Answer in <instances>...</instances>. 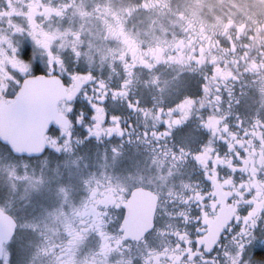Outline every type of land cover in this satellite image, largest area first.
<instances>
[{
    "label": "snow or ice",
    "instance_id": "obj_1",
    "mask_svg": "<svg viewBox=\"0 0 264 264\" xmlns=\"http://www.w3.org/2000/svg\"><path fill=\"white\" fill-rule=\"evenodd\" d=\"M141 9L164 11V0H137L135 3L131 0L126 3L93 0L91 5L87 0H24L19 8L15 7L13 0H3L0 3V22L6 23L14 34L27 31L34 44L46 57L41 65L35 49L29 51L25 44L14 42L7 34H0V53H3L0 56V139L10 146V151L5 153L9 158L26 150L18 134L24 132L29 122L40 112L43 104L41 100L28 94L29 80L35 76L57 73L58 64H64L67 70L59 45L69 49L77 60L87 52V49L81 50L87 32L85 18L95 17L102 20L103 38L105 40L115 38L121 42L119 49L109 48L106 53L99 48L95 50L100 52L101 60L118 51L119 58L124 61L122 67L126 75L115 86H111L109 81L104 78L97 79L91 71L60 73L55 78L61 83L64 80L71 81L57 100V107L63 116L57 117V123L52 124L48 123L50 116H44L38 126L41 138L49 130H55L58 132L56 139H60L64 134L60 131L61 127L66 128L69 122L73 124L84 122L85 109L77 110L74 107L77 95L85 97L91 105L90 113L87 112L89 123L85 124L90 135L95 134L99 137L101 133H106L111 136L113 132L121 137L124 135L119 114L109 112L105 100L109 96L113 99L127 96L125 101L128 107L144 113L145 119L151 120V125L145 123L144 131L140 135L148 137L150 128L151 136L157 140L174 137L171 147L165 144L162 154L151 158L156 163L147 165L150 169H159L156 179L149 176L147 181L140 178L131 181L130 184L126 179L116 181L108 179L107 182L102 180L98 182L97 187H91L83 204L74 208L71 213L63 208L59 211L52 210L50 215L58 224L54 229L58 244L45 243L50 238H42L41 232L38 231L40 220L46 218L43 214L25 212L17 217L6 215L5 211L0 209V264H23L24 257L39 259L50 254L56 257V264H93V261L87 259V253L83 258L77 259L87 242L85 235L87 229L94 230L95 250L103 254L106 264L113 256H120L121 264H221L218 255L224 257L223 264H252L249 248L256 239L258 226L262 228L261 238L264 239V225L260 224V217L264 216V117L259 115V110L257 115L248 118L237 111L234 113L237 117L235 123L238 128H243V132L233 130L227 122L229 113L221 110L223 95L219 91V85L223 82L231 106L234 89L227 81L229 78L238 81L241 75L233 71L227 57H224L221 63L220 58L212 51L213 47L219 45V41L212 40L201 25L202 42L199 54L192 44L191 35L187 41L184 37L173 36L169 39L164 35H155L153 42L147 47H141L139 37L128 31L125 25L127 17ZM16 16L23 18L21 23L15 22ZM177 16L179 19L173 21L174 23H182L185 30H196L191 17L185 16L182 12L177 13ZM64 17L69 18V24L63 27H45V20L53 18L62 20ZM220 23L230 41V49L224 47V52L230 50L236 53L237 45L230 32L233 21L229 18ZM235 27L239 36V29L242 26ZM161 28L163 31V26ZM205 38L208 43L203 42ZM5 42L9 47L3 46ZM87 43L89 47H95L91 39ZM241 47L247 49L248 45L242 44ZM128 53H131V60L127 59ZM87 54L91 64L94 57L91 52ZM247 56V51L238 56L233 55L232 63L238 65L243 59L246 64L244 72H260L264 76V59L257 63L255 59H247ZM137 62L148 71L153 88L159 85L161 99L151 107L140 106L139 96L134 100L129 95V85ZM160 62H175L181 66L190 65L192 68L200 66V95L180 92L181 88H178L177 93L180 94L175 96L174 102L169 103L168 107H164L163 93L170 84L167 78L161 82L160 74H154ZM93 80L95 87L93 94H89L84 84ZM241 87L243 93V85ZM242 98L243 96L238 97L236 103H241ZM206 104L210 110L204 115L199 110L204 109ZM176 112L179 114L176 115ZM193 113L198 117L199 126L209 130L207 139L199 137L194 147L193 134L186 127ZM5 117L10 119L12 127L4 126ZM161 121L164 125L162 128ZM249 123L251 127L248 126ZM216 140L224 142L226 149L224 154L216 148ZM158 147L160 146L155 145L154 150ZM33 149L41 152L44 150L43 145L39 143L27 148L28 151ZM110 150L114 154L122 151L120 143L111 145ZM189 159L202 171L203 178L208 182L207 190L199 186V181L194 186L188 181L181 180L186 191L180 192L175 191L168 183L171 176L178 171L176 166L181 161L187 163ZM221 167L227 171L221 172ZM8 171L11 176L17 175L11 168ZM36 179L42 182L40 178ZM157 183L159 187L156 186ZM137 184L145 194L146 207L142 218L134 225H130L132 209L121 193L126 196ZM165 187L169 193L168 198L178 196L183 206H176L172 210L165 209L170 219L160 223L157 218L158 208L161 206L160 192ZM193 201H196L197 205L196 214L192 213ZM241 202L247 206L244 211L241 210ZM109 204L121 207L122 211L128 208L118 220L116 230H109V225L113 223V218L107 211ZM176 217H179V221L175 219ZM233 217L239 222V227L231 236L233 243L229 246L226 240L223 251L219 253L213 251L214 246L220 245L224 226L228 225L231 230ZM189 224L194 225L195 234ZM65 235L66 238L61 239ZM133 242L141 248L140 252L133 253ZM57 247L60 249L59 252L56 251ZM208 253L212 255L209 256ZM134 255L139 256V261L133 259Z\"/></svg>",
    "mask_w": 264,
    "mask_h": 264
},
{
    "label": "flooded vegetation",
    "instance_id": "obj_2",
    "mask_svg": "<svg viewBox=\"0 0 264 264\" xmlns=\"http://www.w3.org/2000/svg\"><path fill=\"white\" fill-rule=\"evenodd\" d=\"M178 0H164V11H150L141 9L131 16H128L125 25L126 29L134 34H136L140 41L141 47H147L150 42L154 41L155 35H164L171 39L173 36L184 37L187 41L189 36L192 37V44L196 49L197 54H199V47L201 41V25L203 26V31L211 36L212 40H218L219 45L212 48V51L220 58V62H223V58L227 57L230 66L234 72L241 75V79L238 81H233L231 78L228 79L227 83L234 89V95L231 98V106L228 96V91L224 88L223 82L219 85V91L223 95V100L221 102V110L229 113L227 116V122L230 124L233 130H238L243 132V128H238L235 123L237 117L234 115L235 112L239 111L245 118L257 115V110H259V115L264 117V76L260 72H244L246 66L245 60L241 59L239 64L232 63L233 55L238 56L240 53L247 51V59H255L259 63L264 59V0H206L204 6L206 7L204 11L193 12L191 9H178L176 10V2ZM3 0H0L2 3ZM24 0H13V4L16 8H19ZM89 5L93 0H87ZM115 3L128 2V0H114ZM132 3L137 2V0H131ZM5 7H8L5 5ZM181 8L180 6H177ZM182 12L185 16L191 17L193 23L196 26V30L187 29L182 26V23H174L173 21L178 20L179 17L177 13ZM231 18L233 21V27L230 29L233 40L237 45L236 53L224 52V47H229L230 41L227 39L225 32L223 30V25L220 23L222 20H227ZM16 23H21L23 18L16 16L14 17ZM85 28L87 32L84 36V44L81 46V50L87 49V52L77 60L69 49L64 48L63 45H59L63 52L64 60L67 64V70H65L64 64L57 65V73H50L46 76H35V77H45L52 79L55 86L41 87V91L44 93V97L47 100H54L55 96L51 95L53 92L61 93L63 95V90L71 83L69 80H64L61 83L55 77L60 73H65L66 71L75 72H87L91 71L92 74L97 78H104L109 81L111 86H115L117 82L126 75L122 65L124 61L119 58L118 51L107 55L104 60L100 58V52L96 51L99 48L100 51L107 52L109 48L119 49L121 42L115 38H110L105 40L102 35V30L104 28L103 21L98 20L95 17L85 18ZM70 23L68 17H64L62 20L58 18H53L45 20V27L55 28L63 27ZM235 25H241L239 29V36H237V29ZM161 26H163V31ZM0 34H7L10 39L14 42H20L25 44L29 51L35 49L37 59L40 60L41 65H43L46 57L44 56L42 50L34 44L30 35L27 31L24 33H12L9 26L6 23L0 22ZM92 40L94 48L89 47L88 40ZM204 43H208L207 38L204 39ZM242 44H247V49L241 47ZM5 48L9 47L5 42L3 44ZM223 46V47H222ZM191 50V49H188ZM175 50H173L174 53ZM88 52L92 53L94 59L91 64L89 63ZM3 53H0L2 56ZM131 53L127 54V59L131 60ZM5 62L6 58H5ZM200 66L192 68L190 65H178L175 62H160L156 68L154 74H160L161 82L165 78L169 80L170 87L163 93V106L168 107L169 103L174 102L175 96L179 95L177 93L178 88H181L180 92H188L190 94L199 96V82H200ZM178 77V79H177ZM150 75L147 70L137 62L136 68L132 73V82L129 85V95L135 100L136 96L140 98V106L151 107L156 101L161 99V92L159 90V85L153 88L150 82ZM219 79V77H218ZM145 81H149L145 83ZM243 85V95L242 86ZM95 87V80L89 81L84 84L89 94H93V89ZM215 88V85H213ZM49 94V97H48ZM60 96V97H61ZM241 103L237 104L236 100L241 97ZM58 96L55 99V112L53 113H43V116L49 115V124L57 123V117H62L63 113L57 107V100L60 98ZM127 96L123 98L113 99L111 96L107 97L105 100L106 109L109 112H116L120 116V124L124 130V135L121 137L113 132L111 136L106 133H101L99 137L95 134H89L85 128V124H88L87 119L88 113L91 111V105L88 100L82 95H77L74 100V107L79 110L80 108L85 109V119L81 124H69L65 127H61L60 131L64 134L60 139H56L58 132L55 130H49L44 134L47 146L44 151L38 155H16L14 160L10 161L12 166L19 168V165L15 163V160L22 158L26 160L23 168L20 170H27L30 167L34 168V172L40 173L39 176H47L45 180H49L52 183H61L63 188H61L59 194L56 190L46 191L47 197L44 201L35 203L37 206H42L44 208L52 207V210L59 211L63 208L66 212L71 213V211L83 204L85 198L89 195L91 187H97L99 181L107 182L108 179L124 180L130 184L131 181L142 178L147 181L149 176L156 179V173L159 169L148 168V164L156 163L151 158L153 156L161 155L163 147L167 144L169 147L172 146V141L174 137H168L167 140L161 138L157 140L155 137L151 136V129L149 128V136L144 137L140 135L144 131L145 123L151 125L150 119H145L144 113L140 111H134L130 109L126 103ZM209 99H211V94ZM51 105V104H50ZM215 101H213V106ZM53 107V105L51 106ZM199 110V109H198ZM209 107L206 104L202 111L204 115L209 111ZM88 112V113H87ZM176 115L179 113L176 112ZM131 122V124H129ZM163 122L161 121L160 127L162 128ZM251 127V123L248 124ZM187 129L193 134L192 145L194 147L196 140L199 137L207 139L209 135V130L201 128L198 124V117L193 113V115L188 119ZM51 141V143H49ZM122 142V143H121ZM2 143L9 151V147ZM114 143H120L122 151L114 154L110 150V146ZM216 148L221 152L225 153V144L222 140L215 141ZM57 145L59 149H57ZM159 145L160 147L155 148L154 146ZM106 159V162L104 161ZM102 159V161H101ZM102 163L103 166H98ZM178 171H176L168 183L172 185L175 191L180 192L185 190L181 180L188 181L196 186V182L199 181V186H202L204 190H207L208 182L203 178L202 171L196 165L194 161L189 159L187 163L181 161L177 165ZM227 169L221 167V172H226ZM239 173H237V178ZM15 178V177H14ZM159 187V183L156 185ZM121 196L126 200L132 209V215L129 218L130 225H134L138 222L145 211L146 207V197L139 184L134 185L124 196L123 192ZM23 199H13L11 202L15 204L16 202L24 203L25 196ZM169 193L165 187L160 192V207L158 208V222L163 223L164 221L170 219L166 215L165 209L172 210L176 206H183V202L179 197L168 198ZM231 199V198H229ZM246 205L241 202V210H246ZM10 210H15L10 206ZM16 211V210H15ZM108 213H110L113 218V223L109 225V230H116L118 220L123 217L124 212L128 211V208H124L123 211L121 207L114 204H109ZM197 205L196 201L192 202V213L196 214ZM13 215V212H8ZM179 221V217L175 218ZM57 222V221H56ZM232 228L229 230L228 225H225L220 236V245L214 246L213 251L219 253L223 251V245L227 240L229 246L233 243L231 240L232 233L239 227V222L235 217L231 221ZM260 224L264 225V216L260 217ZM190 228L194 225L189 224ZM262 228H256V239L252 241L249 248L251 253L252 264H264V239L261 238ZM56 233L54 230L49 231L47 237V243H59L55 240ZM86 243L83 250L78 254L77 259L83 258L85 253H87V259L93 261V264H106L105 257L102 253L95 250V233L92 229L86 230ZM66 238L61 237V239ZM240 237H238L239 239ZM128 243V241H125ZM57 252L60 251L59 247L56 249ZM127 252V249L124 250ZM133 253H138L141 248H138L136 242L132 243ZM209 256L212 253H208ZM29 262L23 261V264H33L30 257H27ZM218 259L222 261L223 256L218 255ZM134 260L139 261V256L134 255ZM37 264H56V257L54 255H49L48 257L35 259ZM31 261V262H30ZM108 264H121L120 256H113L108 260Z\"/></svg>",
    "mask_w": 264,
    "mask_h": 264
},
{
    "label": "rangeland",
    "instance_id": "obj_3",
    "mask_svg": "<svg viewBox=\"0 0 264 264\" xmlns=\"http://www.w3.org/2000/svg\"><path fill=\"white\" fill-rule=\"evenodd\" d=\"M235 1L239 3L238 0ZM205 2L206 0H178L175 8L176 10L191 9L193 12H202L206 8L204 6ZM177 6H180L181 8ZM6 152H9V150L2 143H0V209H3L5 212L11 211L13 212V216L17 217L23 215L25 212L43 214V217L46 218H42L40 220V227L38 228V231L41 232L42 238L47 237L49 231L56 229L58 224L50 215L52 207L44 208L42 206L46 205L41 204L42 206H37L35 203L42 202L46 199V191L56 190L59 194L61 188H63V184L52 183L49 180H45L47 176H43L42 173V176H39L40 173L34 172L33 167H30L25 171L20 170L26 163V160L22 158L15 160V163L17 166L19 165V168H14L10 163V161L14 160V158H9L5 154ZM104 161L106 162L105 158ZM98 166H103V164L100 163ZM10 168L13 169L17 175H9L8 170ZM36 178H40L42 182L37 181ZM22 195L25 196L24 199H27L24 200V203L16 202L13 204L11 202L13 199H23ZM9 202L11 207L16 211L10 210ZM47 240L45 243H47ZM18 243L19 242H17V244ZM35 259L37 258L30 257L33 264H37ZM223 260L224 257L222 258L221 264H223ZM23 261L29 262L27 257H24Z\"/></svg>",
    "mask_w": 264,
    "mask_h": 264
},
{
    "label": "water",
    "instance_id": "obj_4",
    "mask_svg": "<svg viewBox=\"0 0 264 264\" xmlns=\"http://www.w3.org/2000/svg\"><path fill=\"white\" fill-rule=\"evenodd\" d=\"M47 85V87L50 86H55L53 84L52 79L49 78H45V77H32L29 80V83L27 85V92L28 94L36 99H39L43 102L42 106H41V110L40 112L29 122V124L26 126V129L24 130V132L22 134H18V138L20 140L21 143L24 144L25 146V151L18 154V155H23V154H28V155H38L40 153H42L41 151H36L35 149H33L32 151H28L27 148L39 143L43 145V148L45 149V147L47 146V143L45 141V138L43 136V138H41L39 131H38V126L39 123L41 121V119L44 117L43 113H53L55 112V99L58 98V96H61V93H55L53 92L51 95H56L54 100H47L44 97V93L41 91V87H44ZM49 97V94H48ZM51 104V105H50ZM53 105V107H51ZM3 124L5 127H12V122L10 121L9 118L5 117ZM3 143H5L9 149L10 146L7 144V142L3 141L2 139H0ZM6 215H10L9 213L5 212Z\"/></svg>",
    "mask_w": 264,
    "mask_h": 264
}]
</instances>
